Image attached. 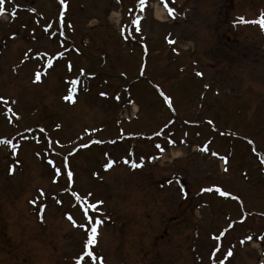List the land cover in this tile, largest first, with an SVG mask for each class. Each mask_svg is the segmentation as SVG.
<instances>
[{
    "label": "rangeland",
    "instance_id": "rangeland-1",
    "mask_svg": "<svg viewBox=\"0 0 264 264\" xmlns=\"http://www.w3.org/2000/svg\"><path fill=\"white\" fill-rule=\"evenodd\" d=\"M134 1L5 0L0 264H76L97 202L95 264L262 260L264 0Z\"/></svg>",
    "mask_w": 264,
    "mask_h": 264
},
{
    "label": "snow or ice",
    "instance_id": "snow-or-ice-1",
    "mask_svg": "<svg viewBox=\"0 0 264 264\" xmlns=\"http://www.w3.org/2000/svg\"><path fill=\"white\" fill-rule=\"evenodd\" d=\"M60 2L63 4V3H64V0H60ZM161 2L164 4V7L167 9L168 15H169V16H172V17L174 18V9L168 7L167 0H161ZM4 3H5V0H0V14H3L4 11H5V9H4V7H3ZM145 5H146V0H139L138 7H139L141 10H143V8H144ZM130 11H131V10H130ZM12 14H13V16L15 15V9H13ZM63 14H64L63 12L60 13L61 16H63ZM139 19H142V16H141V17H138L137 19H134V20L132 21V23L136 25V29H135L136 31H139ZM238 22H239V23L258 24L259 27L261 28V30L264 31V13L261 14V17H260L259 19H257V20H252V21H248V20H246V19L243 18V17H239V18H238ZM47 31H48V29L45 28V32H47ZM122 31H123V30H122ZM168 42H169V44H173V43H175V41H173V40H169ZM173 50L175 51V49H173ZM62 55H63V53H58V56H62ZM47 63H48V66H49V67H52V65H53L52 60H49ZM69 68H71L70 65H69ZM82 72H83V70H82ZM196 75H197V76H202V73L197 72ZM35 80H36V81H39V80H40V73H36V75H35ZM70 83H71L72 87L69 88V95L66 96V97H64V99L69 100V101H71V100L73 99V97H72V93H73L74 90H75V85H76L77 81L73 80V81H71ZM205 87H207V85H206ZM160 94L164 97V102H165L166 104H168L169 107H171L172 105H171V100H170V98L167 97L166 95H164L163 92H161ZM101 95L103 96V95H106V94H105V93H101ZM118 98H119V97H117V99H118ZM2 99H3V98H0V100H2ZM4 103H7V101H4ZM9 111H11V109H9ZM209 123H211V121H209ZM40 131L43 132L44 129H40ZM155 134H156V135H160L159 132H157V133H155ZM169 143H174V142L170 140ZM251 143H252V141H249V144H251ZM85 146H86V145H85ZM156 148H158V149H160L161 151H163V149H161V146H160L159 144L156 145ZM201 150H202V151H207L208 149H207V147L205 146V147L202 148ZM212 155H213V156H217L218 153H216V152H212ZM220 159L224 160L225 164H227V158H226V157H220ZM48 163H49V164H52L53 162H52L51 160H49ZM112 163H113L112 161H108V162L104 165L105 169H108V168L112 167ZM261 163H264V160H262ZM65 166L67 167V165H65ZM132 166H133V167H138L139 165H137V164H133ZM225 171H227V168H225ZM60 172H61V170H60L59 168H57V169H56V174H57V175H60ZM72 176H73L72 172L69 171V172L67 173V177H68L69 182L72 181ZM54 182H55V181H54ZM205 192H207V193L215 192V193H217V194H218L219 196H221V197H225V198L231 197L232 199H238V197L232 196L231 193L222 190V189H221L220 187H218V186H213V187H209V188H203V189H201V193H205ZM40 195H44V193L41 192ZM72 195H73V196H77L76 193H72ZM89 195H91V194H89ZM77 199L79 200L80 198L77 196ZM30 202H32V201H30ZM57 202L59 203V201H57ZM33 203H34V202H33ZM99 203H101V202H97V203H94V204H85V206H84V208H83L84 216H85L86 220L88 221V223L91 225V227H90V230H89V233H88V239H87V242H86V244H85V251H84V254H83L82 256H80V257L77 259L76 264H81V261L85 260V258H91V260H92V264H95V262H96V260H97V257L94 255L93 251H91V250H87V249L89 248V246L95 244V242H96V241H95V237H96V235H97V225H99V224L101 223V221H100L99 219H96L95 222L93 223V217L89 216V209H91L92 211H96V210H97V206H98ZM68 219H69V220H72V217L69 216ZM241 222H242V221H241ZM74 223H75V222H74ZM80 227L83 228V227H85V225H80ZM232 227H233V225H232L231 223H229L228 228L230 229V228H232ZM227 230H228V229H225V230L221 231L220 234H219V236H215V237H213V239L219 241L220 238L223 237V236L225 235V232H226ZM245 239L250 240L251 237H246ZM261 239H264V237H261ZM243 242H244V241H241V243H243ZM212 255H213V256L215 255V251L212 252ZM227 255H228V256H231V255H232L231 250L228 251ZM221 264H223V261H221Z\"/></svg>",
    "mask_w": 264,
    "mask_h": 264
},
{
    "label": "bare ground",
    "instance_id": "bare-ground-1",
    "mask_svg": "<svg viewBox=\"0 0 264 264\" xmlns=\"http://www.w3.org/2000/svg\"><path fill=\"white\" fill-rule=\"evenodd\" d=\"M159 12L162 13V11H157V14H159ZM157 16H158V15H157Z\"/></svg>",
    "mask_w": 264,
    "mask_h": 264
}]
</instances>
